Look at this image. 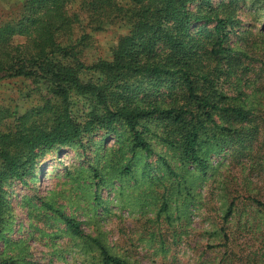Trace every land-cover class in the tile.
<instances>
[{
	"label": "rangeland",
	"instance_id": "374dc122",
	"mask_svg": "<svg viewBox=\"0 0 264 264\" xmlns=\"http://www.w3.org/2000/svg\"><path fill=\"white\" fill-rule=\"evenodd\" d=\"M224 1L217 12L232 18L226 45L242 53L213 58L206 50L194 66L217 79L215 88L228 96V103L251 111L245 120L213 115L215 123L230 131L206 123L200 139L207 168L181 162L158 136L167 133L161 121L150 122L144 133L149 154L132 151L130 135L118 123L117 133L87 130L77 140L40 153L37 168L23 180L2 181L6 204L0 210V257H14L15 264H103L98 249L74 237L56 209L128 264H264V206L255 202L264 203V0H237L230 12L225 10L229 0ZM21 2L0 0V20ZM212 2L216 6L221 0ZM81 25L91 36L75 51L87 65L110 61L130 27L117 22L90 31L83 15ZM202 33L194 32L208 43ZM22 39L15 36L14 42ZM91 73L83 72L81 80L110 83L107 97L113 91L114 96L126 94L161 106L174 99L184 102L172 78L157 89L153 77L120 79L114 73L90 79ZM127 86L136 91L124 92ZM48 101L57 106L59 98L42 81L0 79V131L14 128L22 114L46 120ZM71 102L75 119L87 122L90 97L73 92Z\"/></svg>",
	"mask_w": 264,
	"mask_h": 264
},
{
	"label": "trees",
	"instance_id": "16d2710c",
	"mask_svg": "<svg viewBox=\"0 0 264 264\" xmlns=\"http://www.w3.org/2000/svg\"><path fill=\"white\" fill-rule=\"evenodd\" d=\"M236 1L229 0L225 10H231V3ZM224 3L221 0L215 6L212 0H22L0 20V79L42 81L59 98L57 106L49 101L44 103V110L49 112L46 120L32 119L34 113L22 114L14 128L0 131V210L6 204L1 188L4 179L23 180L37 168L40 153L77 140L83 132L96 127L106 128L108 135L118 132L117 123L124 126L130 135L131 150L149 154L152 149L144 133L150 131V122L161 121L167 133L166 137L158 136L177 151L181 162L206 169L200 139L208 130L206 123H212L220 132L230 131L229 127L215 123L213 115L245 120L251 111L243 105L228 103V96L215 88L217 79H208L202 69L194 66L203 54L217 58L242 53L226 45L232 18L230 13L217 12ZM82 15L90 31L117 22L130 26L115 44L110 61L98 60L87 65L76 53L75 49L85 47L91 36L81 25ZM201 31L208 43H202L203 35L194 34ZM15 36L23 39L14 42ZM83 72H92L90 79H108L114 73L120 79L131 75L153 77L157 89L162 87L163 80L172 78L177 81L184 102L179 104V99H174L161 106L159 102H145L126 94L114 96L113 91L107 97L106 89L111 84L99 80L85 82L81 80ZM123 89L136 91L129 86ZM73 92L90 97V121L80 123L75 119ZM42 112L39 109L37 116ZM255 202L264 206L258 200ZM230 210L231 206L227 214ZM55 211L74 237L86 247L98 249L103 264H128L126 259L110 253L98 238L86 235L77 220ZM0 264H15V259L0 257Z\"/></svg>",
	"mask_w": 264,
	"mask_h": 264
}]
</instances>
